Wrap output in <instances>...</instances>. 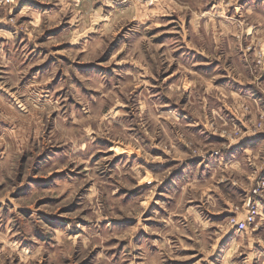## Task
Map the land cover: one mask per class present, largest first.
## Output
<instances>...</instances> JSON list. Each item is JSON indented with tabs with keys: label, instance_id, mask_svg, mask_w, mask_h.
<instances>
[{
	"label": "rangeland",
	"instance_id": "374dc122",
	"mask_svg": "<svg viewBox=\"0 0 264 264\" xmlns=\"http://www.w3.org/2000/svg\"><path fill=\"white\" fill-rule=\"evenodd\" d=\"M262 38L264 0H0V264H264V150L205 155L259 136L263 110L212 120L230 75L209 60L264 92Z\"/></svg>",
	"mask_w": 264,
	"mask_h": 264
},
{
	"label": "crops",
	"instance_id": "0c3cea01",
	"mask_svg": "<svg viewBox=\"0 0 264 264\" xmlns=\"http://www.w3.org/2000/svg\"><path fill=\"white\" fill-rule=\"evenodd\" d=\"M262 44H264V40L262 38L261 41ZM213 59V58H212ZM215 60H209L210 63L212 61H214V63L212 65H210V67H212V69H216L217 67H220L221 69L224 70L225 72V78L228 77V75H230V81L224 82L223 84H221L223 87L219 86V88H222L225 91L224 96H226L227 98L224 99H218L219 102H221V104L214 100V99H209V105L208 108H211V113L215 114V115H211L212 120L220 125H227L229 123L232 122H236L237 124L243 126V127H248V120L253 117H255L256 113L263 110L264 111V92L261 90V88L258 85H253L252 83H254L251 78H247L246 80L243 79V76L237 75L233 68L230 67L229 65H224V63L220 60V58L218 56H215L214 58ZM249 66V64H247ZM231 83V86H230ZM263 84L264 83V75L262 76L261 82L259 84ZM261 84V85H262ZM218 86V85H216ZM263 86V85H262ZM207 102H205L206 104ZM242 104H246L250 111L247 113L246 116H244V114L242 113L241 110V105ZM222 111V113H220ZM210 118H205L203 119V116L199 118H195V125L196 127L191 128L188 127L186 125V127L188 128L189 131L193 132V136L195 138H197L198 140H200V138H205L203 141L205 144L209 142L211 144H213V140H217L218 137L216 135H214L213 133L211 134V130H206L209 128L210 125ZM204 123V125L202 124ZM201 124L203 125V127L206 129L203 131H199L197 129H199V125L201 126ZM212 124V123H211ZM188 125H191L190 123H188ZM203 134L206 135V137L202 136ZM221 139V138H219ZM222 140V139H221ZM223 145H226L224 147H218L215 149H209L205 155H211L212 156V150H216L219 151L221 154L220 158V164H218L216 166V168H212V171H226L227 169H233L232 167H238L240 168L242 166V162H239L238 160H235L234 158V152L230 153L231 150L233 149H240L243 151V153L248 154L249 153H253V155H256L257 158H260L261 155L260 153L264 150V136L259 135V136H253L251 134H247L245 136H242L240 139L236 140L235 142H227V141H223ZM224 152L226 153L225 155ZM228 152V153H227ZM197 163L203 164L204 166H207L208 164L211 163V158L205 160V159H199L198 161H196ZM251 165H255L254 161H251ZM263 165H264V159H263ZM261 174L264 178V168L262 167L261 169ZM219 182H217L218 184H222L223 181H228L230 182L232 185L236 184L235 181L231 180L230 177L226 178L223 175H220L218 178ZM214 193V192H213ZM217 200H215L214 204H221L222 206L226 205L229 201L225 200L223 202V200H219L218 196H215ZM221 197V196H220ZM232 202V201H231ZM227 208H228V213L231 211L229 210L231 208V204H227ZM218 215V214H217ZM216 215V217H218Z\"/></svg>",
	"mask_w": 264,
	"mask_h": 264
},
{
	"label": "built area",
	"instance_id": "2783aa9c",
	"mask_svg": "<svg viewBox=\"0 0 264 264\" xmlns=\"http://www.w3.org/2000/svg\"><path fill=\"white\" fill-rule=\"evenodd\" d=\"M122 1L130 2V1H142V0H122ZM260 118L264 121V114H260ZM258 124L261 130H259L257 135H263L264 124H262V122H259ZM258 194H259V189L258 187H256L253 189L251 194L246 198V201H244V204L243 206H241V208L234 207L233 211L229 213V215L227 216V225L230 228L238 232H243L247 228H250L255 224L257 218L260 215V203L259 200L255 198L257 196H260Z\"/></svg>",
	"mask_w": 264,
	"mask_h": 264
}]
</instances>
